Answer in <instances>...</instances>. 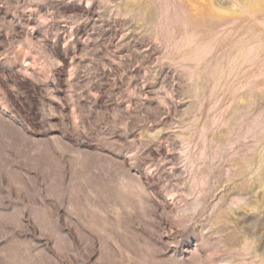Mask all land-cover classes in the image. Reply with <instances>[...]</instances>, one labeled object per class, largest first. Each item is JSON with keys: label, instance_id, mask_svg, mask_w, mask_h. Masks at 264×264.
Segmentation results:
<instances>
[{"label": "rangeland", "instance_id": "obj_1", "mask_svg": "<svg viewBox=\"0 0 264 264\" xmlns=\"http://www.w3.org/2000/svg\"><path fill=\"white\" fill-rule=\"evenodd\" d=\"M0 264H264V0H0Z\"/></svg>", "mask_w": 264, "mask_h": 264}, {"label": "bare ground", "instance_id": "obj_2", "mask_svg": "<svg viewBox=\"0 0 264 264\" xmlns=\"http://www.w3.org/2000/svg\"><path fill=\"white\" fill-rule=\"evenodd\" d=\"M188 2V1H187ZM185 4V3H184ZM189 6H191V5H189ZM193 6H195V5H193ZM189 8V7H188ZM213 8H215V7H213ZM195 9V8H194ZM215 9H217V7L215 8ZM189 10H193V8H191V9H189ZM200 10H202V8L200 9ZM208 10V9H207ZM218 10V9H217ZM210 11V10H209ZM191 12V11H190ZM206 12V11H205ZM218 12V11H217ZM207 13V12H206ZM210 13H211V11H210ZM219 13H221V11L219 12ZM223 13V12H222ZM192 14H194V13H192ZM203 14V13H202ZM216 15V14H215ZM195 16H196V13H195ZM199 17V16H198ZM201 17V16H200ZM199 17V18H200ZM202 17H203V15H202ZM225 17V16H224ZM222 18V17H221ZM213 19V18H212ZM218 19V18H217ZM204 20V19H203ZM202 20V21H203ZM194 21V20H193ZM206 21V20H205ZM205 21H203V22H205ZM197 23H199V22H197ZM201 25V24H200ZM203 27H204V25H203ZM210 28V27H209ZM228 30V29H227Z\"/></svg>", "mask_w": 264, "mask_h": 264}]
</instances>
